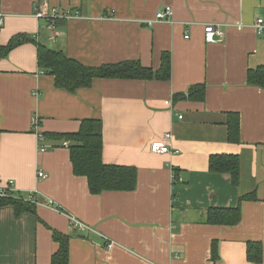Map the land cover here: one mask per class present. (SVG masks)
I'll list each match as a JSON object with an SVG mask.
<instances>
[{"label":"crops","instance_id":"0c3cea01","mask_svg":"<svg viewBox=\"0 0 264 264\" xmlns=\"http://www.w3.org/2000/svg\"><path fill=\"white\" fill-rule=\"evenodd\" d=\"M1 3L0 46L25 39L0 58V187L12 186L36 214L0 207V264H51L58 251L52 230L71 236L70 264H253L248 242H260L264 253V89L247 84L248 71L264 66V35L254 29L264 0ZM43 6L71 17L50 30L36 17ZM166 7L173 17L156 20ZM208 25L224 36L206 43ZM39 44L88 67L140 61L158 70L169 52L172 77L97 79L70 93L39 69ZM198 84L206 86L204 102L174 100ZM228 113L240 114L239 144L228 141ZM83 120L102 123L105 164L137 169L135 191L92 195L87 178L73 173L66 142L44 137L41 151L37 133L75 134ZM166 133L178 153H151ZM224 154L240 159L238 186L229 174L209 171L210 157ZM39 171L48 177L39 179ZM254 192L257 201L240 204ZM239 205L238 225L207 224L210 208ZM71 217L93 231H75ZM213 241L219 242L217 262Z\"/></svg>","mask_w":264,"mask_h":264},{"label":"trees","instance_id":"16d2710c","mask_svg":"<svg viewBox=\"0 0 264 264\" xmlns=\"http://www.w3.org/2000/svg\"><path fill=\"white\" fill-rule=\"evenodd\" d=\"M58 20H55L54 27H56ZM24 39L25 36L19 35L13 38L7 46H0V58H6ZM37 62L39 69L44 74L55 78V85L58 89L70 93H76L82 88L91 87L97 79L169 81L172 77V57L169 52L161 55V66L158 70L145 67L140 61L88 67L69 58L62 50L39 44L37 47ZM247 84L264 89V66L248 71ZM205 96L206 86L198 84L192 86L187 94L174 96V100L204 102ZM227 127L228 141L232 144H239L241 142L240 114L228 113ZM1 133L0 124V135ZM43 137L69 143L68 148L73 173L76 176L87 178L92 195H101L104 192H133L137 189L138 171L135 167L104 163L103 125L100 121L83 120L80 130L75 134H44ZM209 171L229 174L232 184L238 186L240 182V159L237 155H213L209 159ZM245 201H257L256 193L243 196L240 199V204ZM8 205L14 207L17 216L26 212L36 214L35 206L26 203L21 197H0V207ZM60 211L63 210L60 208ZM241 218L240 205L229 209L210 208L207 211V224L213 226H236L241 222ZM52 236L54 242L58 245V251L52 256L51 264H70L71 236L55 230H52ZM211 252L212 261H219L218 241L212 242ZM246 256L249 263L261 264L264 259L262 244L260 242H248Z\"/></svg>","mask_w":264,"mask_h":264},{"label":"built area","instance_id":"2783aa9c","mask_svg":"<svg viewBox=\"0 0 264 264\" xmlns=\"http://www.w3.org/2000/svg\"><path fill=\"white\" fill-rule=\"evenodd\" d=\"M78 15V13H77ZM174 13L171 7H166L164 11L158 13L156 15V20H170L173 17ZM36 17L40 20H46L48 22V28L50 30H54V23L56 19H68L71 17L70 12H61L58 10H52L49 9L47 6H43L41 7L37 13H36ZM5 19H6V14L3 11L2 8V3L0 0V29L4 27L5 25ZM254 29L258 34L264 35V17H259L254 25ZM224 31L222 29H220V27H217L215 25H208L207 27H205L204 29V40L206 43L208 44H212L218 41L219 37H223L224 36ZM185 38H188V36H186ZM167 105H170V102H166ZM180 119H182V116H179ZM33 129L35 132H37L39 130V122L37 119L33 120ZM38 134V138H39V142L41 143V151H46L47 147L43 144L44 141V137L42 134L37 133ZM163 140L164 142H154L151 144L150 146V151L153 154H157V155H165V154H176L178 153V151L174 150L173 145H172V135L171 133H166L163 135ZM69 143L66 142L65 146L68 147ZM38 177L39 179H46L48 177V175L43 172V171H39L38 172ZM12 196L14 198H19V197H15L13 195V187L10 186L8 188H1L0 187V197H9ZM71 221V227L72 229H76L82 232H86V231H93L91 227H89L88 225L84 224L83 222H81L80 220L71 217L70 218Z\"/></svg>","mask_w":264,"mask_h":264}]
</instances>
